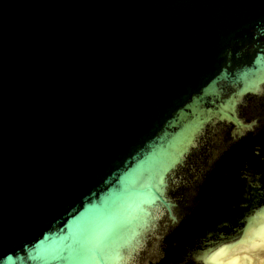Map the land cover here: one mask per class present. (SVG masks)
I'll use <instances>...</instances> for the list:
<instances>
[{"label": "water", "instance_id": "obj_1", "mask_svg": "<svg viewBox=\"0 0 264 264\" xmlns=\"http://www.w3.org/2000/svg\"><path fill=\"white\" fill-rule=\"evenodd\" d=\"M260 251L264 0H0V264Z\"/></svg>", "mask_w": 264, "mask_h": 264}, {"label": "rangeland", "instance_id": "obj_2", "mask_svg": "<svg viewBox=\"0 0 264 264\" xmlns=\"http://www.w3.org/2000/svg\"><path fill=\"white\" fill-rule=\"evenodd\" d=\"M248 256H251L254 259L255 264H264V251L252 252L249 253Z\"/></svg>", "mask_w": 264, "mask_h": 264}, {"label": "snow or ice", "instance_id": "obj_3", "mask_svg": "<svg viewBox=\"0 0 264 264\" xmlns=\"http://www.w3.org/2000/svg\"><path fill=\"white\" fill-rule=\"evenodd\" d=\"M193 135H195V133H194ZM92 230H93L92 226H88V227L86 228V231H87V232H90V231H92Z\"/></svg>", "mask_w": 264, "mask_h": 264}]
</instances>
